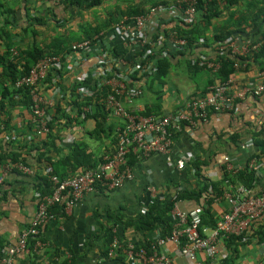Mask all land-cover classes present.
Instances as JSON below:
<instances>
[{"label":"crops","instance_id":"1","mask_svg":"<svg viewBox=\"0 0 264 264\" xmlns=\"http://www.w3.org/2000/svg\"><path fill=\"white\" fill-rule=\"evenodd\" d=\"M162 1V0H159ZM165 9L159 10L150 21L145 24L144 32L147 39H152L157 25L154 18H159L160 25H165L174 19V0H165ZM145 5L144 0H134ZM112 2L102 4L93 9L78 8L77 6L63 7L62 1L55 0H0V54L8 46L22 49L37 47L45 49L50 46L53 39L59 42L64 40L74 43L84 37L85 24L99 25L105 20L104 10L111 7ZM147 5V4H146ZM91 12L92 16H87ZM246 12L245 5H232L230 10H222L221 16L215 19L214 24L222 21L231 22L229 27L234 30L247 29L248 26L235 24L240 20V15ZM173 24V23H172ZM210 28L209 36H212ZM2 30L9 35L1 37ZM104 35L86 53L80 69L95 73L97 54L104 49L106 40L108 44L117 49H122L127 54L134 53L126 49L122 37L114 33L111 27L102 29ZM11 40L14 42L11 45ZM65 45V44H64ZM139 51L138 49H134ZM209 50V48L207 49ZM258 70L249 67L245 71H236L231 76L232 84L238 88L243 83L255 76ZM1 72V67H0ZM72 72H66L59 78L63 99L56 100V106L50 110L52 113L49 132L42 136H35L31 142L33 127L30 123V108L15 106L9 108L10 119L6 127L1 128L5 120L4 112L0 111V151L8 143L20 150L25 156L27 170L13 169L6 173L0 183V246L15 244L21 231L30 223L36 208V192H43L39 179L44 176V161L37 160V152H48L53 161L61 159L70 153V147L75 142H82L87 153L96 160V165L101 157L113 151L114 144L111 136L95 133V113L83 115L78 112L76 103L71 98L76 90ZM148 77V76H146ZM142 79L135 80L141 83ZM207 76L205 72L193 73L182 57L173 61L168 76L162 84L156 85L155 92L147 90L144 84L142 96L133 99H123L127 108H151L160 113H170L186 103L193 95L206 91ZM92 83V82H90ZM156 83V81H155ZM91 85V84H90ZM49 95V90L44 91ZM59 102V103H58ZM59 104V105H58ZM59 106V108L57 107ZM81 106V105H80ZM57 109L59 110L57 112ZM61 114V115H60ZM69 115L67 121L63 115ZM119 119L107 114L104 125L115 126ZM264 127V95H247L240 99L233 112L210 113L206 122L198 127L184 126L175 134L171 148V157L174 161H186L194 157L211 160L205 171L211 180H218L222 176L224 157L228 156L237 169H242L254 152H257L253 142V134ZM236 135L235 143L229 140L231 135ZM56 143L53 149L50 143ZM252 141V144H247ZM46 143L42 144V143ZM251 156V157H250ZM260 160L261 173L254 190L264 189V156ZM95 165V166H96ZM132 176L115 189L98 190L86 193L74 207L66 212L60 205L51 207L50 216L41 225L38 238L44 246L35 251L33 240L27 248L18 252L12 264H137L123 258L106 257V224H115L113 231L126 243L138 244L144 240L153 241L160 236L161 229L145 233L135 230L131 225H124V221H134L153 200L162 201L169 191L176 187H188L185 179L186 169H176L166 165L165 155L153 153L146 157H138L130 164ZM83 166L71 169L67 167L68 174L80 171ZM67 174V175H68ZM45 177V176H44ZM181 186L174 184L177 181ZM182 183V182H181ZM154 187L156 194L152 197L148 187ZM196 206L193 200L181 199L177 207L181 211H189ZM228 208L225 200L213 204L215 214H220ZM173 214V213H172ZM175 218V215H173ZM172 217V219H173ZM171 219V217H170ZM176 219V218H175ZM260 217V220H263ZM0 248V249H1ZM175 246L166 242L160 251L171 255V264H209L218 262L228 254V249L223 241L218 244V253L214 260L206 257L202 252H197L195 259L189 260L185 256L173 253ZM264 255V239L257 242L255 238L245 245L238 247L236 264H257Z\"/></svg>","mask_w":264,"mask_h":264},{"label":"built area","instance_id":"2","mask_svg":"<svg viewBox=\"0 0 264 264\" xmlns=\"http://www.w3.org/2000/svg\"><path fill=\"white\" fill-rule=\"evenodd\" d=\"M63 1V0H55ZM185 5L182 15H179L185 23L191 24L196 16L195 0H180ZM177 7V8H178ZM165 6H153L145 13L122 16L113 23L111 29L119 34L126 49L136 52L134 49L143 51L142 57H146L141 64L135 65L137 77L142 74L151 76L157 69V55H166L170 49L182 51L186 44L185 37H180L169 28L172 21L177 17V11L173 5L174 19H170L166 25L169 28L166 35L160 33L156 41L147 39L144 28L159 10ZM179 14V13H178ZM154 25L159 26V18H154ZM104 35V31L93 34L90 38L72 43L67 51L59 54H46L34 62L26 73L17 77L14 87H25L28 90L30 106V123L37 136L49 132L52 113L56 106V100L63 99L59 84L61 74L72 72L76 90L72 99L81 105L82 116L93 113L92 106L99 104L109 115L117 117L119 124L114 126L115 145L113 153L104 154L95 167H83L80 171L70 173L64 177L54 173L51 165L44 167V176L48 179L51 188L47 193L36 192V208L30 223L25 227L15 244L4 245L0 249V264H12L14 256L25 250L33 240L34 249L38 251L44 246L38 236L41 225L50 216L51 207L60 205L69 212L77 201L86 193L96 192L100 189L111 190L120 187L125 180L132 176L131 165L128 156L135 154L138 157H146L153 153L165 155L166 165L176 169H182L185 162L174 161L171 157V148L176 133L184 126L198 127L206 122L210 113L233 112L237 102L247 95H264V69L257 71L255 76L236 88L229 78L224 82L209 86L207 92L193 95L179 108L170 113L142 114L143 108H127L123 99L133 100L143 94L144 84L134 83L129 75V64L124 57L110 55L111 46L106 40L104 49L97 54L95 73H89L80 69L84 56L95 43ZM202 41V39H200ZM260 43L250 41H238L227 37L217 45L218 50L228 48L232 55H246L250 50L256 49ZM12 57L18 55V47L11 48ZM199 65L216 70L217 62L200 59ZM236 65V64H235ZM237 66V65H236ZM117 70V71H116ZM112 73V76L107 77ZM91 77V85H87ZM105 87V94L101 91ZM109 87V89L107 88ZM49 90L45 96L44 91ZM98 91L99 94H94ZM83 105L82 103H85ZM247 144H252V141ZM27 170L20 162L4 161L0 165V183L7 172L13 169ZM248 169L256 175L261 173L260 160L252 157L248 162ZM224 170L234 175L238 169L233 165L228 156L224 157ZM228 187L224 190L221 198L228 203V208L220 214H216L215 227H201L202 206L196 205L189 211H181L177 207L176 187L172 193L174 201L172 213L175 215L170 234L165 237H156L151 241V252L143 247H135L133 243H126L113 236L108 248V257H123L135 261L137 264H171V255L160 251V247L166 242L173 243V253L181 254L190 261L195 259L197 252H202L211 260L216 258L218 244L230 234L238 235L246 232L253 222L264 218V189L254 190L239 183L229 186V180H224ZM148 190L155 197L154 187ZM221 199V200H222ZM218 200L213 202L216 203ZM146 207L142 208V212ZM257 264H264V255Z\"/></svg>","mask_w":264,"mask_h":264},{"label":"trees","instance_id":"3","mask_svg":"<svg viewBox=\"0 0 264 264\" xmlns=\"http://www.w3.org/2000/svg\"><path fill=\"white\" fill-rule=\"evenodd\" d=\"M180 0H174L173 5L177 11V17L172 21L173 29L178 36L185 37L186 44L182 51H176L170 49L166 55H157V69L154 74L146 77V74H142L137 77V69L135 65L141 64L145 61L146 57H142L143 51H137L131 54H127L122 49H117L115 46L110 50V55L114 57H124L129 64V75L131 81L142 79L147 90L152 93L155 92L156 85L162 84L161 82L168 76V73L173 66V61L177 57H182L189 69L196 74L205 72L207 81L205 83L207 92L209 86L217 83H221L230 78V76L236 71H245L249 67H255L258 71L264 69V0H195L196 4V16L191 24L185 23L179 15H182L184 4L181 3V8L178 7ZM63 7L77 6L78 8H90L99 7L102 4L112 2L111 7L106 6L104 10L105 20L99 25H92L91 22L85 24L83 31L84 37L82 40L90 38L93 34L99 32L106 27L109 28L122 16H133L141 13H145L148 8L153 6H166L168 3L165 0H144L145 5L134 0H63ZM147 4V5H146ZM245 5L246 12L240 15V20L235 24H244L248 26L247 29L234 30L229 27V23L222 21L219 24H214V20L221 16L222 10L229 11L232 5ZM178 7V8H177ZM179 13V14H178ZM169 28L166 25H159L156 27L155 33L153 34L152 41H156L158 35L163 33L166 35ZM210 28L212 29V36H209ZM7 37L3 30L1 37ZM227 37H232L238 41H250L251 43L259 42L260 44L256 49L250 50L246 55H232L231 51L226 48L218 50L217 45L223 42ZM202 39V41H200ZM14 42L11 40V45ZM65 44V45H64ZM72 43H68L64 40L59 42L58 39H53L50 42V46L45 49L32 47V48H19L18 55L12 57L11 47L8 46L6 50L0 54V111L4 112L5 120H3L4 126L8 124L10 115L8 113L9 108L15 106H27L30 108L31 99L28 90L25 87H14V81L17 77L27 72L29 67L36 62L40 57L46 54H59L67 51ZM209 48V50H207ZM205 59L219 64L218 68L214 71L206 66L199 65L200 59ZM237 66H236V65ZM117 71V70H116ZM112 76V73L108 74L107 77ZM92 81L91 77L87 80L89 86ZM156 81V83H155ZM78 84H75V87ZM109 89V87H107ZM104 89L101 91L105 94ZM94 94H99L95 91ZM59 103V102H58ZM73 103H76L73 101ZM78 112H81V106L76 103ZM83 105L86 104L82 103ZM59 105V104H58ZM57 107L59 108V106ZM95 113L92 116L95 119V133L97 135L105 134L111 136V141L115 145V134L114 127L107 125L105 127L104 120L107 116V112L104 111L103 107L99 104L94 105ZM93 110V112H94ZM59 110L57 109V112ZM158 113L153 111L151 108H144L142 114L148 115L151 113ZM61 115V114H60ZM86 115H90L86 113ZM67 121H71L69 115H63ZM32 127V126H31ZM31 135V142L35 140L36 133L33 131ZM38 137V136H37ZM232 143L236 141V135L233 134L229 137ZM37 141V140H35ZM253 142L256 146L257 152H254L252 156L262 157L264 156V127L258 130L257 133L253 134ZM45 144L46 143H42ZM5 144L1 147L0 151V165L10 160L12 162H20L27 166L25 156L22 155L20 150L12 147L13 142ZM53 149L56 147L55 141L50 143ZM114 151V147H113ZM113 151L111 153H113ZM37 160H43L44 166L51 165L54 173L60 177H64L68 174L66 172L67 167L76 169L77 167H95L96 160L92 158V155L87 153L86 146L82 142H75L70 147V153L61 159L53 161L51 155L48 152H37ZM251 157V156H250ZM136 158L135 154L128 156V163L132 164ZM211 163L210 158L205 159L202 157H194L191 160L186 161L184 168L187 171L184 181L189 182L188 187H184L183 181L179 183L178 180L174 184L178 186L182 185V189L176 192L177 200L187 199L193 200L196 205L202 206L201 213V227H215L217 216L213 211V202L222 199L221 196L224 190L228 187L224 180H229V186L232 187L234 183H239L247 188H252L259 180V175H256L253 171L248 169V165L238 171L234 175H228L229 173L224 170L222 166V176L214 181L211 180L207 172L205 171L208 164ZM183 168V169H184ZM40 186L44 187L43 192H48L51 185L46 177L39 179ZM173 191H169L166 198L162 201L153 200L147 207L146 211L141 213L134 221H124V225H131L135 230H142L145 233L153 232L156 228L161 229L160 237H167L173 227L175 218L172 214V208L174 201L172 200ZM223 200V199H222ZM171 217V219H170ZM173 217V219H172ZM115 224H106V251L105 255L108 257L109 243L113 236H119L113 231ZM255 238L257 242H261L264 239V219L253 222L246 232L238 235L230 234L223 238L225 247L228 249V254L218 262H211L209 264H236L235 260L238 257V247L240 245L248 244ZM122 241V239H120ZM124 242V241H123ZM135 247H143L147 251L151 252V241L144 240L138 244H134ZM1 248V246H0ZM119 262H122V257H117Z\"/></svg>","mask_w":264,"mask_h":264},{"label":"rangeland","instance_id":"4","mask_svg":"<svg viewBox=\"0 0 264 264\" xmlns=\"http://www.w3.org/2000/svg\"><path fill=\"white\" fill-rule=\"evenodd\" d=\"M89 15H91V16H92L91 12H90L89 14H87V16H88V17H90ZM90 18H91V17H90Z\"/></svg>","mask_w":264,"mask_h":264}]
</instances>
